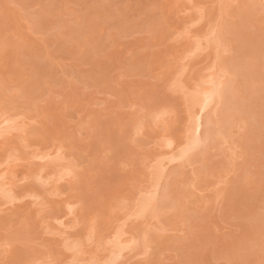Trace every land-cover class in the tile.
<instances>
[{
	"label": "rangeland",
	"instance_id": "374dc122",
	"mask_svg": "<svg viewBox=\"0 0 264 264\" xmlns=\"http://www.w3.org/2000/svg\"><path fill=\"white\" fill-rule=\"evenodd\" d=\"M0 264H264V0H0Z\"/></svg>",
	"mask_w": 264,
	"mask_h": 264
},
{
	"label": "bare ground",
	"instance_id": "6f19581e",
	"mask_svg": "<svg viewBox=\"0 0 264 264\" xmlns=\"http://www.w3.org/2000/svg\"><path fill=\"white\" fill-rule=\"evenodd\" d=\"M215 96V90L213 91H211V92H207L206 91V93H205V96L203 95V97H204V101L206 102V103H208L210 100H212L213 99V97ZM202 97V96H201ZM202 100H203V98H202ZM206 103H205V105H206ZM3 122V121H2ZM204 128V121H203V118H202V116H201V114L197 117V119H196V128H195V132H196V134H201L202 133V129ZM200 136V135H199ZM198 136V137H199ZM200 139V138H199ZM14 178V177H13ZM10 179V178H9ZM7 180V179H6ZM15 181V180H14ZM13 183V184H15V182H12V180L11 181H9V182H6L7 184H9V183ZM10 183V184H11ZM12 184V185H13ZM64 230V229H63Z\"/></svg>",
	"mask_w": 264,
	"mask_h": 264
}]
</instances>
